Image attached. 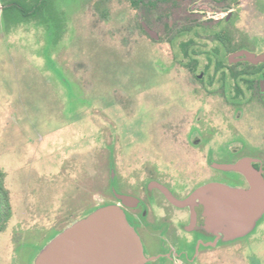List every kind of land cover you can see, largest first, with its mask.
I'll return each mask as SVG.
<instances>
[{
	"label": "rangeland",
	"instance_id": "rangeland-1",
	"mask_svg": "<svg viewBox=\"0 0 264 264\" xmlns=\"http://www.w3.org/2000/svg\"><path fill=\"white\" fill-rule=\"evenodd\" d=\"M5 1L0 0V6ZM165 2L160 0L164 4L154 12L162 23L171 14ZM263 2L239 1L246 8L237 15L239 29L264 33L254 20L252 27L246 21L255 18L252 8ZM53 6L55 10L37 9L64 25L62 36L53 42L47 37L48 23L32 18L8 24L0 12V168L7 170L6 184L22 178L38 202L26 214L27 219L39 217L43 222V231L33 234L31 257L64 229L63 223L71 224L103 203H117L109 192L112 172L121 183L114 182V192L135 194L132 186H144L153 169L170 167L158 157L162 152L189 151L166 137L163 126L156 130L151 125L153 99L164 104L165 90L177 77L176 72L161 76L155 70L156 59L169 60L170 33L158 41L141 35L138 10L130 0H53ZM195 6L205 12H183L174 18L175 27L197 22L214 28L215 19L224 16L209 5ZM212 38L205 34L206 50L213 46ZM68 162L67 170L63 167ZM199 163L197 156L185 158L192 174L183 177L192 178L194 188L204 184H198L205 173ZM70 191L73 196L68 199ZM57 225L60 229L50 230ZM248 241L239 238L205 247L194 264H264V245L253 249Z\"/></svg>",
	"mask_w": 264,
	"mask_h": 264
},
{
	"label": "flooded vegetation",
	"instance_id": "flooded-vegetation-1",
	"mask_svg": "<svg viewBox=\"0 0 264 264\" xmlns=\"http://www.w3.org/2000/svg\"><path fill=\"white\" fill-rule=\"evenodd\" d=\"M18 1L23 6L28 0ZM164 1L169 4L171 14L169 20L166 18V22L162 23V17L154 16L160 0H130L138 10L141 35L158 41L160 36L170 33L167 45L171 54L166 61L169 64L166 66V62L156 59V72L161 76L169 72L177 73V77L168 78L171 87L165 90L166 102L163 104L157 97L153 99L151 125L156 130L163 126L166 137L179 142L189 151L177 149L172 152L170 148L167 153L162 152L158 157L166 160L170 167L155 168L144 186H132L135 194L128 195L136 199L135 205L123 203L117 197L122 193L113 191L114 182L121 185L119 180H115L114 172L110 178L114 181L110 185L112 190H109L110 186L108 190L139 234L145 256L154 257L146 264H194L203 248L219 245V242L216 246L207 245L213 242L214 236L204 229L203 205L181 207L171 201L161 188L177 200L186 198L196 188L193 187L196 182L190 180L192 178L183 177L184 174H192L185 167V158L192 156L198 157L202 167L200 171L205 172L198 181L199 185L218 182L248 189L250 179L255 175L264 182V59H258L260 56L264 58V33L255 35L248 29L237 27L239 11L246 10L240 7V0H218L219 4L207 0ZM10 2L7 0L0 6L5 23L17 25L34 18L48 23L49 42L62 36L64 25L55 23L53 17L45 18L43 12L23 19L21 15L13 17L10 12L4 14V7ZM198 4L209 5L223 12L224 16L215 19L214 28L200 26L197 22L175 27L174 18L178 20L181 13L205 12L198 6L193 7ZM48 5L43 8L55 10L53 0ZM189 7L192 8L189 10ZM252 10L256 11L252 13L255 18H247L246 21L252 27L254 20L258 30H264V2ZM247 15L249 17L250 14ZM206 33L213 35L210 50H206L203 39ZM163 111L165 117L162 116ZM217 163H230L237 167L222 170L214 166ZM70 167L68 162L63 168L68 170ZM5 173L7 170L0 168V236L4 238L0 244V264H35L38 254L31 257L28 253L33 234L37 237L38 230L43 231L40 229L43 222L39 217L27 219L30 216L26 214L38 202L29 194L25 180L23 182L19 177L17 184H6ZM165 175H169L170 180L163 179ZM72 193H68V199L72 198ZM90 207L94 208L93 205ZM83 216L85 214L73 220ZM68 224L63 223L61 229ZM261 224L264 226V213L254 229L242 237L249 240L248 247L258 249L261 244L264 245V227L259 230ZM58 225L50 230L60 229ZM8 229L10 235L6 236ZM7 249L8 255H5Z\"/></svg>",
	"mask_w": 264,
	"mask_h": 264
},
{
	"label": "water",
	"instance_id": "water-1",
	"mask_svg": "<svg viewBox=\"0 0 264 264\" xmlns=\"http://www.w3.org/2000/svg\"><path fill=\"white\" fill-rule=\"evenodd\" d=\"M214 166L222 170L237 167L230 163ZM250 181L248 189L207 182L182 200L172 198L161 189L181 207L203 205L204 229L214 236L213 242L207 245L216 246L218 242L245 237L263 215L264 182L256 175ZM117 197L123 203H136L129 195ZM152 259L154 257L145 256L140 236L120 204L105 203L67 225L40 250L35 264H146Z\"/></svg>",
	"mask_w": 264,
	"mask_h": 264
},
{
	"label": "trees",
	"instance_id": "trees-1",
	"mask_svg": "<svg viewBox=\"0 0 264 264\" xmlns=\"http://www.w3.org/2000/svg\"><path fill=\"white\" fill-rule=\"evenodd\" d=\"M19 4L21 3H19L18 0H11V2L4 7L3 13L5 14V13L10 12V14L13 17H15L16 15H21L22 19L30 18V17H35L41 13L40 10L37 11L38 8L50 6L48 5L50 4V2L47 4V0H28L27 2L25 1V3L22 4L23 6H20ZM25 7L29 9H26ZM12 11H15V12L17 11L18 13L16 14V13H13Z\"/></svg>",
	"mask_w": 264,
	"mask_h": 264
}]
</instances>
